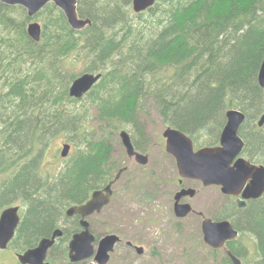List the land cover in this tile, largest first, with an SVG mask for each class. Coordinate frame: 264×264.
<instances>
[{
    "label": "trees",
    "instance_id": "16d2710c",
    "mask_svg": "<svg viewBox=\"0 0 264 264\" xmlns=\"http://www.w3.org/2000/svg\"><path fill=\"white\" fill-rule=\"evenodd\" d=\"M78 12L92 24L74 29L53 2L30 17L25 7L0 1V172L9 173L0 184V213L19 198L26 208L8 245L14 252L72 224L66 210L115 179L125 166L113 143L121 128L132 124L135 147L148 151L138 115L147 102L197 146L213 133L216 141L204 144H217L227 111L240 109L244 152L264 164V125L255 124L264 114V0H156L138 13L133 0H78ZM33 19L42 24L39 41L27 30ZM83 72L102 76L76 98L69 87ZM57 133L73 149L58 173L45 177L36 144ZM226 205L232 213L224 209L216 219H231L239 231L228 248L243 264H264V194L244 207ZM246 233L256 239L253 250ZM218 252L219 264H233L223 249L212 250L215 261Z\"/></svg>",
    "mask_w": 264,
    "mask_h": 264
},
{
    "label": "water",
    "instance_id": "95a60500",
    "mask_svg": "<svg viewBox=\"0 0 264 264\" xmlns=\"http://www.w3.org/2000/svg\"><path fill=\"white\" fill-rule=\"evenodd\" d=\"M8 5H21L27 9L28 16L34 17L49 3H55L66 15L71 27L83 29L92 24L90 18H82L78 12V0H0ZM156 0H133L135 12H142L155 4ZM29 35L39 41L42 34V25L38 21H31L27 25ZM101 73L84 72L76 77L69 88L70 95L76 98L83 97L98 80ZM259 84L264 87V60L258 74ZM227 121L220 134L218 145L195 147L194 140L184 131L167 126L163 131L166 139V150L176 159L178 171L182 177L200 180L204 186L217 185L226 195L240 196V207L246 205L247 199H256L264 194V164L253 163L241 156L245 147V140L240 135V128L246 115L243 111L231 108L226 113ZM264 124V115L258 121ZM122 142L130 158L141 165H147L150 161L149 154L135 148L130 133L123 129L120 132ZM71 145L65 143L62 148V156L69 154ZM126 167L121 168L115 179L104 188L93 191L91 197L81 204L71 205L67 210L68 216L80 215L83 230L76 233L70 242V258L73 262H79L94 258L89 264H106L110 253L114 250L119 240L116 234H108L100 238L96 244V235L90 230L88 217L99 213L111 202L113 184L120 178ZM197 190L193 187L182 189L176 194L175 213L178 217L188 216L193 207L190 203L180 202L183 196H194ZM19 205H10L0 214V249H6L15 235L21 220ZM204 241L214 249L222 248L231 258L233 264H243L226 245L230 240L239 236V231L233 226L231 220H213L205 216L202 223ZM62 234L61 228L54 230L52 236L43 237L37 246L29 248L17 254L22 264H51L47 261L49 249L56 242V238ZM143 251V248H139Z\"/></svg>",
    "mask_w": 264,
    "mask_h": 264
},
{
    "label": "rangeland",
    "instance_id": "374dc122",
    "mask_svg": "<svg viewBox=\"0 0 264 264\" xmlns=\"http://www.w3.org/2000/svg\"><path fill=\"white\" fill-rule=\"evenodd\" d=\"M34 20H29L28 24ZM37 21L40 22L39 20ZM83 67L84 64L81 63L80 71ZM1 91L0 87V96ZM144 106L148 108V111H140L143 113H140L139 117L148 138L147 153L150 155V163L142 166L127 155L120 132L125 129L130 134H134V128L132 124H127L121 128L118 137L113 141L115 157L122 165H128L130 168L115 185L116 194L112 203L101 213L90 217L92 229L101 236L107 230L125 228L132 231L127 233L138 235L139 240L147 246L149 251L153 245L156 246L158 251V256L147 252L137 259L131 258L124 261L114 259L111 264H219L222 253H217L218 261H215L211 256L213 248L204 241L203 221H201L200 226L199 222H194L192 219L188 221L185 219L178 220L171 207L169 205L166 206V197L161 195V189L155 190L154 181H159L162 177L166 179L170 175L173 176L176 171V160L166 150V139L163 136V131L167 125L161 120L152 102H147ZM92 112L95 113V110L92 109ZM258 121L259 117L255 124ZM216 138L217 135L215 133L208 136L204 135L201 137L200 144L203 146L205 145L204 143L210 140L214 142ZM64 143L71 144L64 133H57L44 139L42 144H36V152L40 151V149L42 150L40 173L43 176L54 177L65 163L64 159L66 157L62 156ZM71 145L73 149V144ZM201 145L198 144V147ZM28 157L25 154L23 161H27ZM156 166L157 171H155ZM8 174L0 172V184H2ZM195 201L198 209H203L207 212H209V209L216 207L215 215L219 216V218L223 210L227 209L226 204L236 203L231 196L225 195L221 190L217 192L214 187L204 189ZM11 205H20V213L24 214L26 208L20 198ZM226 211L232 213L228 210ZM64 220L67 219L65 218ZM68 220V222L71 221V219ZM135 231L136 233H133ZM196 237H200L203 240L204 246L198 245ZM243 238L248 247L252 250L255 249L256 239L253 235L246 233ZM2 251L0 255L1 263L14 264L18 260L16 252L12 249L7 248Z\"/></svg>",
    "mask_w": 264,
    "mask_h": 264
},
{
    "label": "flooded vegetation",
    "instance_id": "af4514ba",
    "mask_svg": "<svg viewBox=\"0 0 264 264\" xmlns=\"http://www.w3.org/2000/svg\"><path fill=\"white\" fill-rule=\"evenodd\" d=\"M144 112H146V111H144ZM140 113H143V112H139L138 115ZM258 127H261V126L258 125ZM132 141H133V139H132ZM217 144H219V141H218ZM71 150H72V148H71ZM241 156L246 158L247 160L255 163L254 161H252L245 154L244 150L241 153ZM131 159H134V158H131ZM124 167H127L124 170V172H125L128 169L129 166L125 165ZM124 167H122V168H124ZM157 170L158 169H157V166H156L155 167V171H157ZM153 184L155 185V190H157L159 188L161 189V191H160L161 195L163 197H166L165 198L166 206L169 205L171 207L172 211L174 212V214L178 218V220L185 219L186 221H188V220L192 219L194 222L195 221L199 222L200 226H201V221L204 220L205 216H209L213 220H218V219H216V215H215L216 214V207H214V209H209L210 213L205 211V210H203V209H198V207L196 206L195 199L206 188L214 187L215 190L217 192H219L221 190L220 186H217V185L204 186L203 183L200 180H198V179L182 177L180 175L179 171H178L177 163H176V171L174 172L173 176L170 175V177H168L166 179H164L162 177L159 181H154ZM190 187H193L194 189L197 190L196 194L194 196H190V195L183 196L181 198L180 202H182V203H190L192 205V207H193V210L188 216H186L184 218H179L176 215V213H175L176 194L179 191H181L182 189H184V188L188 189ZM99 189H102V188H99ZM114 197H115V187H114V184H113V195H112L111 202L108 205H106L103 208V210L112 203ZM231 197L236 201V203H238V198H240L241 196H231ZM159 201H160V199H159ZM101 212H99V213H101ZM95 214H98V213H95ZM93 215H91V216H93ZM91 216L88 217V220L90 222V230L96 235V233L92 229V223L90 221V217ZM68 217L73 219V223L71 224L70 222H64L61 225V227H57V228H61L62 234L56 238V242L49 249L48 256H47V261H49L51 264H89L90 262H92L94 260V258H89V259L82 260V261H79V262H73L71 260V258H70V242H71L73 236L76 233L81 232L83 230V226L81 225L82 217L80 215H74V216H68ZM21 220H22V218H21ZM21 220H20V222H21ZM75 222H78V225H79L78 228L76 226H74ZM53 232H52V234H53ZM127 232H132V231H129V230L125 229V228H120V229L118 228L117 230H107V231H105V233L103 235H101L99 237L96 235V237H97L96 238L97 239L96 240V244H98L100 238L104 237L105 235L116 234L117 236H119V240L115 244L114 250L110 253V258H109V260H108V262L106 264H111L114 261V259H117V261H124L125 259L129 260L131 258L137 259V258H139L140 256H142L143 254H145L147 252H150L151 254L158 256V251H157L155 245H153L151 247L150 251H149L147 246L144 243H142L141 240H139L138 235L127 233ZM133 233H136V231L133 232ZM52 234L50 236H52ZM50 236H48V237H50ZM139 248H143V251L141 252ZM51 249H54V259H55L54 262H52L49 259V255H50ZM16 253L18 254V252H16ZM121 263H123V262H121Z\"/></svg>",
    "mask_w": 264,
    "mask_h": 264
}]
</instances>
